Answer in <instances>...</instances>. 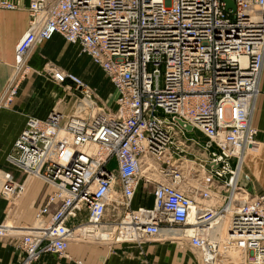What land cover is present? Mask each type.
Listing matches in <instances>:
<instances>
[{"label":"built area","instance_id":"2783aa9c","mask_svg":"<svg viewBox=\"0 0 264 264\" xmlns=\"http://www.w3.org/2000/svg\"><path fill=\"white\" fill-rule=\"evenodd\" d=\"M233 4L29 0L28 26L15 44L0 108L13 102L32 71L43 73L30 66L29 55L54 33L108 75L116 98L113 109L96 106L87 82L48 64L49 78L78 90L88 110L63 124L56 112L55 119L28 115L5 156L53 187L34 222L0 223V237L16 241V264H33L47 252L66 254L70 242L93 235L84 229L89 225L108 228L95 241L178 239L201 264H264V192L251 193L236 181L241 152L257 132L251 116L264 61V0ZM0 6L21 7L9 0ZM193 128L203 142L186 136ZM111 158L113 168L107 167ZM24 186L7 177L0 193L18 195ZM149 196L151 205L141 204ZM109 209L111 216L120 213L107 219ZM82 210L85 218L72 222ZM169 227L181 238L161 235Z\"/></svg>","mask_w":264,"mask_h":264},{"label":"crops","instance_id":"0c3cea01","mask_svg":"<svg viewBox=\"0 0 264 264\" xmlns=\"http://www.w3.org/2000/svg\"><path fill=\"white\" fill-rule=\"evenodd\" d=\"M9 1L17 2L21 7L5 8L0 6V92L12 69L15 44L25 32L29 19L27 10L29 0ZM58 36L66 41L62 35L54 33L50 39L42 43L49 40L54 41ZM71 44L77 46L74 43ZM37 45L39 46L36 44L29 55V64L33 69L41 70L44 63L48 61L45 58L46 51L44 48L42 49L43 46L38 47ZM49 45L50 43L46 45V49L50 47ZM41 49L44 50L42 54ZM81 54L91 61L87 54ZM92 64L100 68L93 62ZM66 70L73 72L70 69ZM37 74L40 75L32 71L21 82L13 102L7 107L0 108V188L7 177L12 176V179L17 181L22 179V175L6 161L5 156L23 128L27 116L34 115L42 118L55 105L52 102L57 97V89H55L57 83L46 77L38 81ZM38 82H41L40 87L35 86L39 84ZM57 85L59 86V84ZM72 91L74 94H78V90L73 88ZM60 109L65 112L63 108L60 107ZM251 123L257 129L254 139L259 143V152L257 157L250 158L243 163L244 172L239 178V184L249 192L258 193L264 192V61ZM191 130H195L198 134L196 139L200 140V137L203 138V141L206 139L199 130L195 128ZM23 180L29 190L26 202L30 206L39 195L42 186L31 177H25ZM0 196L7 197L1 193ZM35 211L36 209H27V219H30L31 216L34 219ZM6 215L7 209H5L3 199L0 197V222ZM27 223L29 222L27 221ZM179 242L165 238H153L140 244L127 241L112 245L92 246L84 241H72L67 247L66 254L43 253L33 264H192L193 258ZM17 261L18 248L15 239L0 237V264H16Z\"/></svg>","mask_w":264,"mask_h":264},{"label":"rangeland","instance_id":"374dc122","mask_svg":"<svg viewBox=\"0 0 264 264\" xmlns=\"http://www.w3.org/2000/svg\"><path fill=\"white\" fill-rule=\"evenodd\" d=\"M40 43H38L39 46L40 45L43 46L42 49L44 48V50L46 51L45 58L47 59L48 62L46 61L47 63H44L43 68L41 70L37 69L39 71H43L42 74L39 73L40 75L38 74L36 75L39 77L38 81L41 79H44L45 77L49 78L48 74L45 73V70L47 69L49 63L51 62L55 63L58 66L60 65V67L62 68L72 70L73 72L77 73L78 76H81V78H83L85 81L88 82L90 87L94 90V93L96 96V106L103 107L106 109L114 108L116 92H115L113 84L111 83L110 78L102 69L95 67L87 57L83 56L81 52H79V48L77 46L64 41L59 36L54 41L49 40L42 44ZM49 43H50L49 45L50 47H47L46 49V45ZM44 50L41 51V54L42 52L44 53ZM42 58L44 59V57ZM38 83L39 84L35 86L40 87L41 82H38ZM55 85L57 86L55 88L57 89L56 90L57 97L52 102V104H55V105L47 112V114L44 117H42L43 119L58 118L56 115L58 113L60 116V119L62 120L60 122H62L61 124H63L66 118L70 114L72 113L85 114L87 112L88 108L83 103V101L80 99V96H78V94L77 95L74 94L72 89H68L64 87L63 85H59V86L57 84ZM60 107L63 108V110H65V112H68V113L63 112L60 109ZM70 108L72 109L70 110ZM94 109L96 110L97 107H95ZM53 113L55 115L50 117V114H53ZM186 136L187 137L192 136V137L198 138V134L196 133L195 130L186 131ZM62 138H64V140H67L66 136ZM200 140L203 141V138L200 137ZM257 155L258 153H255L254 156L248 157L246 161H248L250 158L257 157ZM187 157H192V156L189 155ZM115 166H116V161L114 158H111L107 163V167L113 168ZM17 171L19 174L22 175L21 180H23L25 177H31L32 179L36 180L39 184H41L42 187L40 189L39 195L34 199L33 203L30 204V206H29V203L26 202L28 198V191H29L26 185L24 186V190L18 195H16V193L14 192L11 195H8L7 197L0 196L3 199V205L5 206V209H7V215L1 222L11 223L14 225L15 224L17 225L19 223H27V221L29 223H32L35 220L33 219V216H31L30 219H27L28 217L27 209H36L39 203H44L45 199L47 198L46 196H48L46 192L49 193V191H51L53 187H49L40 178L34 175L27 174L19 170ZM243 172L244 171H243V165H242L239 176H238V182ZM150 188H151V185H150ZM30 201L32 202V199H30ZM151 203H152L151 196H149L148 198H146L145 200L141 202V204L146 205V206H150ZM111 212L113 211L109 209V215L107 219H114L120 213L119 211L116 210L115 211L116 215L111 216ZM84 218H85V211L82 210L78 213V216L76 218L72 219V222H78V221L83 220ZM109 235H110L109 237H112V232ZM165 239H168L170 241L173 240V241L179 242L178 239H170V238H165ZM113 240H114L113 238L112 239L110 238V240H106V241L105 240L104 241L90 240V241H84V242L87 244H91L92 246L93 245L96 246V245L118 244V243H114ZM179 243L183 245V247L187 250V253H189V255H191V257L193 258L192 264H200V259H199L198 254H196L195 251L189 247L187 242L182 241ZM244 263L248 264L246 262Z\"/></svg>","mask_w":264,"mask_h":264},{"label":"bare ground","instance_id":"6f19581e","mask_svg":"<svg viewBox=\"0 0 264 264\" xmlns=\"http://www.w3.org/2000/svg\"><path fill=\"white\" fill-rule=\"evenodd\" d=\"M59 132H60V134L65 133L63 131L62 127H60V131ZM258 144L259 143L255 139L250 140L247 143L245 149L241 152L240 164L238 166V171H237V175H236V181H237L239 186H240V184L238 182V176H239V173H240V169H241L243 163L247 162L246 160H247L248 157H252V156H254L255 153L259 152ZM112 198H114V196H112ZM84 229L85 230L86 229H89V230L92 229V231H93V235L86 236L88 238L84 239V241H90V240L95 241L94 238H105L106 237L105 235L107 234V229L108 228L106 226H97V227H95V226H90L89 225V226H85ZM161 235H163L164 237L181 238V233L175 227H169V228L163 229ZM78 242H81V241H78ZM205 257H207V255H205Z\"/></svg>","mask_w":264,"mask_h":264},{"label":"water","instance_id":"95a60500","mask_svg":"<svg viewBox=\"0 0 264 264\" xmlns=\"http://www.w3.org/2000/svg\"><path fill=\"white\" fill-rule=\"evenodd\" d=\"M226 6H231L232 8L234 7L233 0H226ZM180 121V120H179ZM181 122V121H180ZM187 128L190 129L191 125H187Z\"/></svg>","mask_w":264,"mask_h":264}]
</instances>
